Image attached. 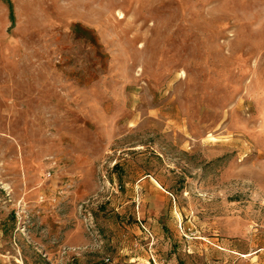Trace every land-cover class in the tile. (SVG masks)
Segmentation results:
<instances>
[{
    "label": "rangeland",
    "instance_id": "rangeland-1",
    "mask_svg": "<svg viewBox=\"0 0 264 264\" xmlns=\"http://www.w3.org/2000/svg\"><path fill=\"white\" fill-rule=\"evenodd\" d=\"M10 2L0 264H264V0Z\"/></svg>",
    "mask_w": 264,
    "mask_h": 264
},
{
    "label": "trees",
    "instance_id": "trees-1",
    "mask_svg": "<svg viewBox=\"0 0 264 264\" xmlns=\"http://www.w3.org/2000/svg\"><path fill=\"white\" fill-rule=\"evenodd\" d=\"M5 1L8 4V8H9V10H8L9 11V20H10L11 25H12V23H13V7L11 5L10 0H5Z\"/></svg>",
    "mask_w": 264,
    "mask_h": 264
},
{
    "label": "built area",
    "instance_id": "built-area-1",
    "mask_svg": "<svg viewBox=\"0 0 264 264\" xmlns=\"http://www.w3.org/2000/svg\"><path fill=\"white\" fill-rule=\"evenodd\" d=\"M177 226L180 227V226H181V222H178V223H177Z\"/></svg>",
    "mask_w": 264,
    "mask_h": 264
},
{
    "label": "crops",
    "instance_id": "crops-1",
    "mask_svg": "<svg viewBox=\"0 0 264 264\" xmlns=\"http://www.w3.org/2000/svg\"><path fill=\"white\" fill-rule=\"evenodd\" d=\"M6 5H7V8H8V4L6 3ZM8 10H9V8H8Z\"/></svg>",
    "mask_w": 264,
    "mask_h": 264
}]
</instances>
